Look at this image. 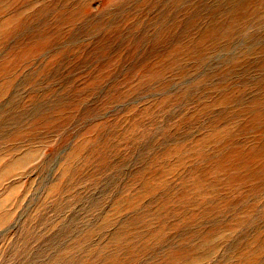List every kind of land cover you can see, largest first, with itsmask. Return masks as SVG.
<instances>
[{
    "label": "rangeland",
    "instance_id": "374dc122",
    "mask_svg": "<svg viewBox=\"0 0 264 264\" xmlns=\"http://www.w3.org/2000/svg\"><path fill=\"white\" fill-rule=\"evenodd\" d=\"M0 264H264V0H0Z\"/></svg>",
    "mask_w": 264,
    "mask_h": 264
}]
</instances>
